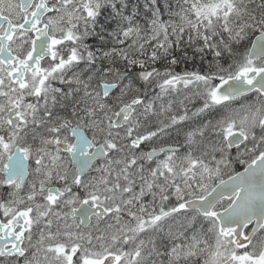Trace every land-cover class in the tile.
<instances>
[{
	"label": "snow or ice",
	"instance_id": "obj_1",
	"mask_svg": "<svg viewBox=\"0 0 264 264\" xmlns=\"http://www.w3.org/2000/svg\"><path fill=\"white\" fill-rule=\"evenodd\" d=\"M0 264H264V0H0Z\"/></svg>",
	"mask_w": 264,
	"mask_h": 264
},
{
	"label": "flooded vegetation",
	"instance_id": "obj_2",
	"mask_svg": "<svg viewBox=\"0 0 264 264\" xmlns=\"http://www.w3.org/2000/svg\"><path fill=\"white\" fill-rule=\"evenodd\" d=\"M133 2H134V0H133Z\"/></svg>",
	"mask_w": 264,
	"mask_h": 264
}]
</instances>
